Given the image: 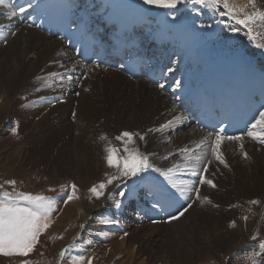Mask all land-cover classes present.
<instances>
[{
    "label": "bare ground",
    "instance_id": "obj_1",
    "mask_svg": "<svg viewBox=\"0 0 264 264\" xmlns=\"http://www.w3.org/2000/svg\"><path fill=\"white\" fill-rule=\"evenodd\" d=\"M103 1L105 2L103 6H107L110 10L107 15H101V12L100 15H96L93 9L95 3L92 0H86L85 5L79 9L75 8L74 12L75 15H79L80 18L88 16V22L92 25L98 23L103 32L106 31V24H109L110 27L112 23L117 26V31H127L128 34L126 32L117 34L116 36L107 34L106 39L108 37H114V39H116L115 44L118 42V45H116L118 47L128 46L129 50L132 48L137 51H142L150 44L149 40L158 42V46L161 47L165 45L166 36L168 34V42L165 50L160 53H155L157 50L153 51L150 48L151 51L148 53L151 62L158 63L160 60L164 59L170 61L171 57L179 51L178 47L185 46V44L190 42L183 34L187 27L185 24L190 26L193 22L195 23V19H192L190 11H196V8L191 5L183 6V9H170L160 12V17H158L160 20L157 21L154 28H151L150 33H146L147 37L145 41H138L133 27L136 28L135 30L144 28V23L148 20L147 12H143V10L131 0ZM5 3L6 1L4 0L3 4ZM230 3L237 6L245 5L247 4V0H230ZM257 3L259 6L261 3H264V0H257ZM3 4H0V131H4L6 128L9 130L12 125L16 123L21 130H24L21 138L27 143L35 142L36 144H41L42 142H54L56 143L55 152L59 154V157L63 156L66 161H70L68 162L69 169L76 170L77 172L83 171L82 175L85 177L86 175H91V177L99 176L101 171L105 170V168H99L101 159L99 160L98 157H102L103 154L107 153L105 149L109 144L117 148V144L114 141L107 140L108 138L102 139V137H104L103 135H105L102 129L99 130L96 128L94 131L91 128L88 129L82 122V120L86 118L84 113L80 119L73 122L75 126L70 124V127L65 128L63 131L52 129L49 127L48 123H41L45 117L43 114L44 112H40L41 108L37 109L35 105L33 106L24 100L20 101L18 99L23 89H26L30 84H33L35 81L38 82L43 78H45L46 81L47 75L59 71L60 66H65L64 68H67L66 72L71 74V76L73 75L74 78H77V75H79L80 71L86 65L75 57L73 51L66 48L65 43L53 36L46 35L30 27L21 18L16 17L13 8L10 9ZM249 10H251L250 6ZM199 11L201 22H198L200 24L197 30L201 32L204 29L202 37L200 40L196 41L195 45L192 44L193 46H190L191 49H189V51L185 52V54L192 50L197 52L195 55L197 60L192 64L193 67H190L193 73L188 77H184V81L179 82L181 78L178 77V73L180 74V71L185 67L184 62H182L179 67H177V64L175 69L168 70V79L170 80L173 77V84L175 82L178 85L175 89L172 88L170 90L172 98L167 90H163V87H153V85L145 79L133 80L123 73L115 72V69L107 68L106 71L110 77L116 80L125 81L124 79L127 77L128 81L137 85L138 91L142 93L141 96L144 98L143 105L145 109H147L148 117H158V120L163 119L165 121L163 125L167 124L170 120L173 121L170 127L163 128L161 132L166 133V130L170 132L173 137V148H178L180 150L184 149L189 142H193V146L196 147V145L206 137L212 140L215 138L216 134L201 131L194 124L192 125L191 131L194 130L195 136L184 135L186 132H181L182 128H186V125H188L190 121L188 116L179 108L178 104L183 101L187 94L196 88L197 84L201 83L210 75L211 71L217 66V61L220 58L242 54L247 63L255 68L256 73L264 78V48H258L256 46L264 44V24L258 21L253 25V36L255 39L250 40L246 34L247 30L244 29L242 25L239 26L241 28L239 32L234 33L229 30L228 26H236L235 21L229 16L219 15L221 11H224L222 4L218 5L215 9L204 6L200 8ZM9 14L12 18L4 17ZM207 15H209L210 18L213 16V20L207 19ZM151 23L153 22L151 21ZM221 24L224 25L223 29L218 28ZM173 33H178V36H180L177 38V42L175 40L176 37L175 39L173 38ZM205 35L208 38L205 37ZM65 60H69V63L62 64V61ZM87 66L89 68L88 77L90 78L97 74L100 75L102 72L94 67V63ZM183 74L185 75V73ZM177 88L178 91H176ZM175 93H179V95L183 97L180 98V96V99L177 100L174 98ZM262 111H264V109ZM188 131H190V129ZM196 133H198V135ZM69 134H74L72 149L66 146L65 143V138H67ZM245 136L242 141H237L239 148H241L240 144L243 143V149L241 150L243 153L246 152L248 154L247 158H245V156L242 157L240 172L243 173V170L245 171L242 180L248 177L254 180L253 188L258 192L261 186L256 181H264V144L248 136L245 138ZM161 137L160 135L151 136L149 133H146L144 134L142 144L137 143L134 145L133 142H130L129 149L141 147L145 149V151L147 150L150 152L153 159L156 158L154 156L158 155L160 156H158L159 159L157 160L164 159L171 152L168 150L165 153L158 154L157 150L152 146L153 143H159L164 139V136L163 138ZM211 139L205 140L202 146L210 147ZM7 141H10V139H7ZM225 141L229 142L228 139L223 140L220 146L221 149L226 146L224 144ZM38 146L40 145L37 144V147ZM49 149L50 147L46 148L48 152ZM182 156H185L184 152H182ZM204 164L205 163H202L201 159L199 163H196V168H201ZM209 164L210 163L207 165L208 170L207 173L204 174V177L207 180H211L215 186L213 187L212 184H207L211 185V187L205 189L203 193L199 188V196L195 193L192 197V202L189 204L191 207L182 208L183 215H180L181 211L179 213L177 212L178 215L175 220L170 219L171 217L169 218L167 216L169 214L163 211V209L164 207H172L171 210H177L180 206L179 202L176 201V203L172 205H169L165 200L158 202L154 195L155 193H162L163 187L152 184L160 182L158 178L161 176L164 181L173 180L176 184L181 183V180L174 179V174H172L171 178H168L162 175V173L166 172L165 170L156 173L154 168H150L140 173L138 176H135L141 180L139 185L129 188L123 197L117 196L115 191L124 179L115 180L106 192L108 193L107 197L100 202L96 199L97 202L91 206L95 214L89 215L87 220L88 225L89 222L95 221L101 223L102 219H108L106 218L107 216L113 220L119 221V223H113L114 226L109 228L111 235H109L108 231L106 233L99 231L97 234L102 237L98 238L96 236L93 240L91 239L93 249L95 250V258L99 261L102 260L108 263H111L113 260H118L119 264H152L158 260L161 261V264H194L206 258L212 259L216 257L222 258L221 262L223 261L224 264H228L229 260H227L226 255L234 256L232 251L236 249V244L240 240L246 241L247 243L248 239L254 236V233H260V228L264 230V219L259 228L255 226L257 221H261L264 217V186L262 187L263 190L261 189L259 192L262 193L261 197L263 203L251 205L247 203L249 200L247 196L250 194L247 192V189L250 190L252 187L236 176L237 183H242L241 189L238 190L233 187V191L228 192V195L231 197V200H234L233 198L238 197L240 194L238 199L240 205L234 208V210L224 209V206L219 202L221 194V192L218 194L217 190V182H219V180L215 175L216 171L213 172ZM190 166L192 168V165ZM73 175L76 174L73 173ZM125 183H128V180H125ZM160 183L164 184L163 182ZM221 188H223V186ZM138 189L139 191L145 192L142 195H145L147 201H140ZM70 192L71 191L66 188L63 193L64 196L62 194L58 197L53 196L56 199V210L53 212L52 222L64 221L71 216L73 218L77 212L83 208L82 201L78 200L77 197L68 200L67 203L64 202L67 200V195ZM225 193L227 194L226 191ZM234 194H236V196H231ZM186 197H188V194ZM116 200L121 202L119 208L115 207ZM131 200H135L138 209L133 213L134 216L132 215L134 218L132 224H127L122 220L124 214L121 217V210L123 211L124 208L127 206L129 207L130 202H132ZM233 202H230L229 205ZM185 209H187V211H185ZM176 214L174 213L175 216ZM131 225L134 226L135 229L130 230L129 226ZM168 225H171V228H169ZM165 227L169 230L165 229L163 233L164 235L167 234L168 238L157 244L155 235L161 234ZM95 228L99 229L100 226L98 225L97 227L95 224ZM261 235L260 233V236ZM86 236L83 237L85 239L84 241L82 240L83 242L89 240ZM244 246L249 248L252 247V244H244L243 247ZM246 248H243V250L238 249V252L235 253L239 255V253H243ZM258 255L262 256H259L260 258L257 256L254 261L255 264H264V250L258 252ZM143 256H145L146 262H144V259L139 261ZM233 264H235V262Z\"/></svg>",
    "mask_w": 264,
    "mask_h": 264
},
{
    "label": "rangeland",
    "instance_id": "obj_2",
    "mask_svg": "<svg viewBox=\"0 0 264 264\" xmlns=\"http://www.w3.org/2000/svg\"><path fill=\"white\" fill-rule=\"evenodd\" d=\"M85 1L86 0H78L79 4L82 3L78 6V9L82 8L85 5ZM92 1L95 3L93 5V9L96 15H100V12L101 15H107L110 12L107 6H103L105 4L103 0L102 2L101 0ZM131 1L135 2L137 6H139V8L143 10V12H147L148 20L144 23V28H142L141 30H135L136 28L130 26L133 27V31L136 32L137 40L145 41V38L147 37L146 35L151 32V28H154V25L157 23V21L160 20L158 18L160 17V12L168 11L170 9L162 8L155 4L146 3L145 0ZM3 5L10 8V6L6 3ZM186 5H191L192 7L196 8V11H190L192 19H195V23L193 22V24H191L190 26L188 24H185L187 27L183 34L188 38L190 42L188 41L189 43L185 44V46L178 47L179 51L175 53L170 59V65H172L171 69H175V66L177 64V67H179L182 62H184L185 64V67L180 71V74L178 73V77L181 78L179 82L184 81V77H188L193 73L190 67L192 68V64L195 60H197V58L195 57L197 52H194L193 50L189 53L187 52L186 54L185 52L189 51V49H191V47L196 44V41L201 39L202 32L204 31L203 29L200 32V30H197V28L200 24L198 22H201V17H199V9L203 8L205 5L198 4L195 2V0H179L176 7L171 10L183 9V6ZM4 17L12 18L10 14L5 15ZM206 18L210 19L211 21L213 20V16L212 18H210L209 15H207ZM151 21L153 23H151ZM106 27L107 28L105 30L108 31L107 33L110 36L112 34L116 36L117 34L127 32L123 30L117 31V26L114 23H112L110 27L109 24H106ZM218 28L223 29L224 25L221 24V26H218ZM175 34L176 33H173V38L175 39L176 37L175 40L177 42V38L180 36H178V33L176 35ZM167 36L165 45L161 47L158 46V42L149 40L151 44L150 48L153 51L157 50L155 51V53H160L165 50L168 42ZM205 37L207 36L205 35ZM106 40L107 42L114 44L116 42V39H114V37H108ZM115 45H118V42ZM63 63H69V60L62 61V64ZM64 67L65 66H60L59 71L52 72L51 74L47 75L46 81L45 78H43L38 82L35 81L33 84H30L26 89H23L22 94L18 99L20 101L24 100L28 104H32L33 106L35 105L37 109L41 108L40 112H44L43 114L45 115L41 123H48L50 128L58 129L60 131H63L65 128L70 127V124H73V122H75L77 119H80L84 113L86 118L82 120L83 124L87 126L88 129L91 128L93 131L96 128L99 130L102 129L103 134H105L103 136L108 138L107 140L114 141L117 144L119 156L121 157L126 155V153L124 152L125 144H127L128 148L130 145L127 137H124L122 140L116 139V137L120 136L123 132H130L134 134L132 139L134 145H136L137 143L142 144L143 140L140 139V136L144 137V134L146 133H149V135L151 136L160 135L162 136L161 138H163L164 136V139L161 142L152 144L153 148L157 150L158 154L165 153L168 150L171 152L164 159L157 160L159 159L158 156L160 155L154 156L156 158L153 159V156L147 150L145 151V149H142L141 147H138L137 149L140 153L148 156V161L152 165V168L156 170V173L164 170L167 171L168 169L172 168V174L175 175L174 179L184 182L183 184H176V182H174L173 180V182L168 180L164 181L161 176L158 178V181L163 182L164 184H161L160 182H156L155 184L152 183L153 185L163 187L162 193H155L154 195L155 199H157L158 202L165 200V202L169 203V205H172L177 201L180 204L177 210H171L172 207H164L163 211L169 214L167 215L169 218L175 216L174 213L176 214L177 212H182L184 208H187L189 206V204L192 202V197L196 193L194 191L195 188H200V191L203 193L205 192V189L211 187V185H207V183H204V185L200 184L199 176L191 174L193 168H191L190 165H193L195 161L186 160L185 156H182V150H189L190 148L191 151H189V155L201 156L202 163H205L207 165L208 162L211 161L209 165L212 167L213 172L216 171L215 175L219 180V182H217L218 194L221 192L219 202L224 206V209L234 210V208L240 205V201H238L240 194L238 197L233 198L234 200H231V197L228 195V192L233 191V187L238 190L241 189L242 183H237L236 176L240 178L241 181L248 183L252 187L250 188V190L247 189V192L250 193L248 194V196H250H247V198L249 199L247 203H250L251 205H253L251 201H258V204L263 203L261 197L262 193L259 192L264 188V181H256L261 186V188L258 189V192H256L253 188L254 180H251L250 177L242 180L245 171L243 170V173L240 172V167H242L240 166V162L242 161V157L244 155H242L243 152L241 148H239L237 141H225L224 144L226 146H224L223 149L220 148V152L227 166H225V164H221L214 158L210 147L201 145L199 148H197L193 146V142H189L187 143V145L189 146L186 145L187 147L185 146L182 150L173 148L172 134L170 132H167V130L166 133L161 132V125H163V122L165 121L163 119L158 120V117H148L147 109H145L143 105L144 98L141 96L142 93L138 91L136 84L134 85V83L128 81L127 77L124 76L125 81L116 80L106 73L107 68L100 65H94V67L98 68L99 71L102 72L100 75L97 74L90 78L88 77L89 68L86 65L80 71L79 75H77V78H74L73 75L71 76V74L66 72L67 68L65 69ZM109 69H115V72L123 73L121 71V68ZM53 73L58 75H52ZM183 73H185V75ZM69 77H71V80L68 79ZM176 86L178 85L174 82L172 88L175 89ZM171 89L167 90V92L170 93V97L172 98V93L170 92ZM176 91H178V88L176 89ZM179 97L182 98L183 96L177 93L174 94L175 99L179 100ZM192 125L193 124L189 123L188 125H186V128H182L181 132H186V134L184 133V135L195 136L194 130L191 131ZM189 129L192 133L188 131ZM22 133H24V130H21V128L18 127L16 123L15 125H12L11 129L8 130L6 128L4 129V131H0V185H2V187H0V192H12L15 190L19 192L31 193L33 195L43 194L46 196L52 195L58 197L61 194L63 195L64 190L68 188L71 191L69 194H71L73 198L77 197L78 200L82 201L83 208L77 212V214L75 215L76 217L74 216L72 218L71 216L64 221L56 222L57 224L55 222H52V213L51 225L48 229H46L44 233L41 234L39 242L35 246V249L32 253H30L27 257L15 254H0V264H22V261L25 259L29 260L30 264H74V260L77 256H83L85 260L83 262H76V264H87V259L89 257L92 258V264H119L118 260H113L111 263L103 262L102 260L99 261L97 258H95V250L93 249L92 244L93 238H96V236L98 238L102 237L97 234L99 231L102 233H106L108 231L109 235H111V233L109 232V228L114 226L113 223H99L98 221H95L89 222L88 225L87 221L89 215L95 214L94 210L91 209V206L94 205L97 201L100 202L102 199L107 197L108 193L106 192L112 185V183H106L109 177L117 176L119 174L117 168L109 166L106 159L107 153L103 154L102 157H98L99 160L101 159L99 168H105V170H102L97 177H91V175H86L85 177L82 175L83 171L77 172L76 170L69 169L68 162L70 161H66V159H64L65 157L63 156L59 157V154L55 152L56 143H37L38 145H40L37 147V144L35 142H31V144L23 140L21 138ZM196 134L198 135V133ZM7 139H10V141H7ZM73 139L74 134H69V136L65 138L66 146L71 149L73 147ZM47 147H50L49 152L46 150ZM203 167L196 168V171L199 173L203 169ZM73 173L77 176L73 175ZM206 173L207 172H205L204 174ZM120 179L124 180H122V183L115 191L117 193V196H120V191L126 192L131 187H137V185H139V182L141 181L138 177H121ZM8 180H14L16 182L15 185L5 183ZM125 180H128V183H125ZM101 182L106 183V187L103 190L104 194L97 198L96 195L90 191V189L93 186L98 187ZM113 182H115V180ZM174 183L178 185V187H173ZM73 184L76 185L75 190H73L71 187ZM222 186L223 188H221ZM180 188L186 189L183 194H181L179 190ZM225 191L227 192V194L225 193ZM139 193L140 201H147L145 195H142L145 192L139 191ZM187 194L188 197H186ZM231 196H236V194ZM230 202L233 203L229 205ZM137 209L138 206L135 203V200H133L132 202H130L129 207L127 206L123 209V211L121 210V217L124 214V218H122V220H124L127 224H132L134 220L133 213H135ZM178 213L175 217H177ZM106 218H108L107 220H113L108 216ZM263 219L264 217L261 219V221H257L255 225L257 228L261 226ZM95 224L97 227L99 225L100 228H95ZM168 226L169 228H171V225ZM129 227L130 230L135 229V227L132 225ZM163 229L164 230H162L161 234L155 235L157 244H159L160 241L162 242L168 238L167 234L164 235L163 233L166 227ZM259 231L264 237V230L260 228ZM260 233H254V236H252V238H249L247 243L246 241L240 240L236 244V249L232 251L234 253V256L226 255L227 260H229L228 264H233L234 262L235 264H253L257 256L258 258H260L259 256L262 255H258V252L262 250L259 245L261 244L262 240L264 241V238L262 237V235L260 236ZM84 236L88 237L91 243H87V241H85L87 243L86 244L85 242H83L85 240L83 238ZM73 243H75L77 246L72 247L71 250L66 254V256L61 258L59 255L61 250L67 248ZM244 244H252V247H243ZM243 248H246L244 249L245 251L243 253H239V255L235 253L238 252V249L243 250ZM142 259H144V262H146L145 256L141 257L139 261H141ZM221 259L222 258L216 257H213L212 259L206 258L204 260L197 261L194 264H224L223 261L221 262ZM159 261L160 260L152 264H161V261L160 263Z\"/></svg>",
    "mask_w": 264,
    "mask_h": 264
},
{
    "label": "snow or ice",
    "instance_id": "obj_3",
    "mask_svg": "<svg viewBox=\"0 0 264 264\" xmlns=\"http://www.w3.org/2000/svg\"><path fill=\"white\" fill-rule=\"evenodd\" d=\"M146 3L155 4L159 7L166 9H174L179 2V0H145ZM196 3L205 5L206 7L215 9L218 5L222 4L224 11H221L219 15L229 16L233 21H235L236 26H228L229 30L236 33L241 31L239 27L242 25L244 29L247 30V35L250 40L255 39L253 36V25L256 22L264 24V3H261L258 6L257 0H247L245 5H234L230 3V0H195ZM4 0H0V4H3ZM31 5H29L30 7ZM249 6L251 10H249ZM19 12L23 13L26 11V8L20 7ZM14 34V33H13ZM258 48H264V44L256 45ZM52 75H58L53 73ZM71 80V77L68 78ZM163 87V85H160ZM175 119V118H174ZM173 121L170 120L165 125H161V129L170 127ZM159 130V129H158ZM151 131V130H150ZM223 129L216 133L214 140L211 141L210 149L214 158L219 161L221 164L226 162L222 157L220 152V146L223 140H233V141H242L243 137L246 135L253 140L258 141L261 144H264V111H260L258 115L253 119L252 123L248 126V130L244 133H240L234 136H225L223 135ZM133 133L123 132L120 136L116 137L117 140H122L124 137L128 138L129 142H132ZM106 139V137H102ZM140 139L143 140L144 137L140 136ZM210 138L206 137L202 139L196 147L199 148L205 143V140ZM241 149H243V143L240 144ZM107 152V162L110 167H115L118 169V175L109 177L107 184L113 183L114 180L120 179L121 177H135L140 173L147 171L152 168V165L148 161V156L139 152L138 149H129L127 144H125L124 152L126 155L119 156V150L109 144L106 146ZM185 153L186 160H193L196 163L201 161V156H192L189 155L188 149L182 150ZM243 155L247 158V153L244 152ZM196 163L192 165L193 175L199 176L200 184H212L215 185L211 180H206L204 173L207 172V164L204 165L203 169L198 173L196 171ZM208 163H211L209 161ZM173 169L170 168L162 175L171 178ZM5 183L15 185L14 180H8ZM106 183L101 182L99 186H93L90 191L96 195L97 198L104 194L103 190L106 187ZM184 182L181 181V184ZM2 187V185H0ZM72 189L75 190L76 185L73 184ZM173 187H178L175 183ZM181 194L186 190L185 188L179 189ZM197 196H199V188H195ZM119 195L121 197L125 196L124 191H120ZM73 196L71 194L67 195V200L64 202L67 203L68 200H71ZM206 199V198H205ZM255 204L258 201H251ZM56 199L53 196H46L43 194L33 195L27 192L19 191H2L0 192V254L4 255H19L27 257L35 249V246L39 242L41 234L46 231L51 225V215L56 210ZM121 202L119 200L115 201V207L119 208ZM188 207H191L189 205ZM187 211V209H185ZM183 215V212L180 213ZM177 217L173 216L171 219H176ZM247 219V218H245ZM102 223H119L118 220H102ZM91 243V241H87ZM77 246L75 243L69 245L67 248H64L59 253L60 257L63 258L71 250L72 247ZM261 250H264V241L259 245ZM85 258L83 256H77L74 260L76 262H83ZM22 264H30V261L25 259L22 261ZM87 264H92V258L87 259ZM255 264V262H254Z\"/></svg>",
    "mask_w": 264,
    "mask_h": 264
}]
</instances>
